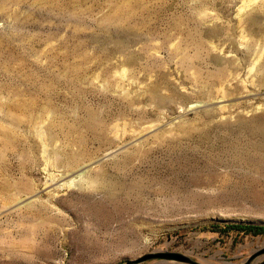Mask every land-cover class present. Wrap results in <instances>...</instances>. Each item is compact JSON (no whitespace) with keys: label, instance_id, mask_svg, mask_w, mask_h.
Instances as JSON below:
<instances>
[{"label":"rangeland","instance_id":"rangeland-1","mask_svg":"<svg viewBox=\"0 0 264 264\" xmlns=\"http://www.w3.org/2000/svg\"><path fill=\"white\" fill-rule=\"evenodd\" d=\"M262 247L264 0H0V264Z\"/></svg>","mask_w":264,"mask_h":264},{"label":"water","instance_id":"water-1","mask_svg":"<svg viewBox=\"0 0 264 264\" xmlns=\"http://www.w3.org/2000/svg\"><path fill=\"white\" fill-rule=\"evenodd\" d=\"M259 255H264V247L258 249L257 251L253 252L251 255H249L243 262L240 264H254L253 260L259 256ZM149 260H171V261H177V262H182L186 264H199L190 258L181 255L179 253H168V252H153V253H146L143 254L133 260H126L122 264H140L145 261ZM258 264H264V260L261 261Z\"/></svg>","mask_w":264,"mask_h":264},{"label":"trees","instance_id":"trees-1","mask_svg":"<svg viewBox=\"0 0 264 264\" xmlns=\"http://www.w3.org/2000/svg\"><path fill=\"white\" fill-rule=\"evenodd\" d=\"M223 229H226L225 232L227 231H239V232H249V233H254L258 231H262V228L254 227V226H240V225H232V226H225Z\"/></svg>","mask_w":264,"mask_h":264},{"label":"bare ground","instance_id":"bare-ground-1","mask_svg":"<svg viewBox=\"0 0 264 264\" xmlns=\"http://www.w3.org/2000/svg\"><path fill=\"white\" fill-rule=\"evenodd\" d=\"M219 73H220V75H219V74L216 75V79H215L214 82H216V81H220V80L223 79V77H222L223 73H222V72H219ZM95 121H96V123H98L96 119H95ZM97 176H98V175H94L93 178L97 179ZM10 207H11V206H10ZM29 232H30V231H29ZM28 240H30V238H29ZM28 240H27V241H28ZM33 244H34V243H33Z\"/></svg>","mask_w":264,"mask_h":264}]
</instances>
